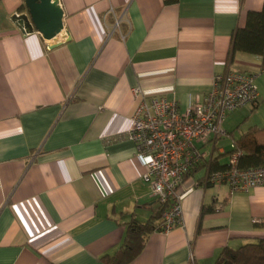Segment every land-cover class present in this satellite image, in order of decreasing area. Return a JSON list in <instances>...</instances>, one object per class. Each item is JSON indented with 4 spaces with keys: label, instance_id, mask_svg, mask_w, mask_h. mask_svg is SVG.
<instances>
[{
    "label": "crops",
    "instance_id": "obj_1",
    "mask_svg": "<svg viewBox=\"0 0 264 264\" xmlns=\"http://www.w3.org/2000/svg\"><path fill=\"white\" fill-rule=\"evenodd\" d=\"M59 3L64 30L51 42L69 40L49 48L15 21L25 0H0V264H102L129 220L160 215L125 137L135 87L183 109L228 66L255 72L258 102L229 114L245 117L224 129L239 137L264 126L262 58L237 52L227 64L234 30L264 0ZM254 115L263 124L243 128ZM225 150L217 144L215 154ZM181 191L182 225L154 232L131 264H213L227 245L264 238V186L232 192L190 180ZM205 205L215 209L200 219Z\"/></svg>",
    "mask_w": 264,
    "mask_h": 264
},
{
    "label": "built area",
    "instance_id": "obj_2",
    "mask_svg": "<svg viewBox=\"0 0 264 264\" xmlns=\"http://www.w3.org/2000/svg\"><path fill=\"white\" fill-rule=\"evenodd\" d=\"M14 18L26 36L36 31L27 10ZM256 77L255 72L228 66L215 74L210 92L195 99L189 95L183 109L175 99L148 97L141 87L133 89L138 103L125 137L145 167L143 180L165 206L163 232L182 225L181 189L190 180L205 187L228 186L232 192L264 186V166L241 168L236 153L228 156L225 169H210L217 142L228 136L225 119L258 102Z\"/></svg>",
    "mask_w": 264,
    "mask_h": 264
},
{
    "label": "trees",
    "instance_id": "obj_3",
    "mask_svg": "<svg viewBox=\"0 0 264 264\" xmlns=\"http://www.w3.org/2000/svg\"><path fill=\"white\" fill-rule=\"evenodd\" d=\"M23 8H26V5ZM237 52L260 56L262 58L261 67L264 69V5L259 11H249L246 25L234 30L228 65L232 63ZM227 133L233 147L231 146L229 150L221 154H215V150L210 169H225L227 161H222V159L234 153L238 155V165L241 168L264 166V126H251L239 137H234L231 132ZM214 209L213 205L203 206L200 219ZM164 210L165 206L160 204L159 216H151L145 221L134 217L129 220L119 247L113 253L104 254L101 257V263L131 264L136 260L145 249L150 236L154 232L163 231ZM213 264H264V238H250L238 247L227 245Z\"/></svg>",
    "mask_w": 264,
    "mask_h": 264
},
{
    "label": "water",
    "instance_id": "obj_4",
    "mask_svg": "<svg viewBox=\"0 0 264 264\" xmlns=\"http://www.w3.org/2000/svg\"><path fill=\"white\" fill-rule=\"evenodd\" d=\"M25 5L35 29L45 40L50 41L49 48L69 40V37L63 35L60 41L51 42L64 30V13L59 0H25Z\"/></svg>",
    "mask_w": 264,
    "mask_h": 264
},
{
    "label": "rangeland",
    "instance_id": "obj_5",
    "mask_svg": "<svg viewBox=\"0 0 264 264\" xmlns=\"http://www.w3.org/2000/svg\"><path fill=\"white\" fill-rule=\"evenodd\" d=\"M257 111H259V110H257ZM256 111V112H257ZM250 113H252V112H250ZM249 113V114H250ZM244 117L245 116H242V117H238L237 118V116L235 117V116H228V118H227V120L225 121V123H224V128L226 129V130H228V131H233L235 128H236V125L237 124H239L243 119H244ZM240 118V119H239ZM254 120H257V117L254 115L252 118H250V119H248L247 120V122H245V124H244V127L243 128H245V127H248V126H250L251 124H253L254 123ZM256 122H258V124H263V123H261V121H256ZM240 133L237 131V132H235V135L237 136V135H239ZM217 144L219 145V146H222V147H225V149L226 150H229L230 149V147H231V138L229 137V136H225V137H223L222 139H220L218 142H217ZM225 159V161H227V158H228V156L227 157H224Z\"/></svg>",
    "mask_w": 264,
    "mask_h": 264
}]
</instances>
